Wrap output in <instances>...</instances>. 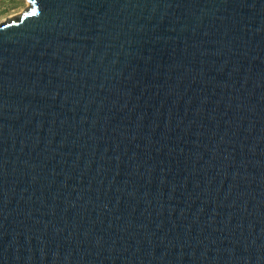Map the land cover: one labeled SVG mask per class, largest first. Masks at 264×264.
I'll use <instances>...</instances> for the list:
<instances>
[{
    "label": "water",
    "instance_id": "95a60500",
    "mask_svg": "<svg viewBox=\"0 0 264 264\" xmlns=\"http://www.w3.org/2000/svg\"><path fill=\"white\" fill-rule=\"evenodd\" d=\"M27 2L0 264H264V0Z\"/></svg>",
    "mask_w": 264,
    "mask_h": 264
},
{
    "label": "rangeland",
    "instance_id": "374dc122",
    "mask_svg": "<svg viewBox=\"0 0 264 264\" xmlns=\"http://www.w3.org/2000/svg\"><path fill=\"white\" fill-rule=\"evenodd\" d=\"M27 6V0H0V23L9 16L19 14Z\"/></svg>",
    "mask_w": 264,
    "mask_h": 264
},
{
    "label": "snow or ice",
    "instance_id": "6c2138e0",
    "mask_svg": "<svg viewBox=\"0 0 264 264\" xmlns=\"http://www.w3.org/2000/svg\"><path fill=\"white\" fill-rule=\"evenodd\" d=\"M31 14V13H30Z\"/></svg>",
    "mask_w": 264,
    "mask_h": 264
}]
</instances>
